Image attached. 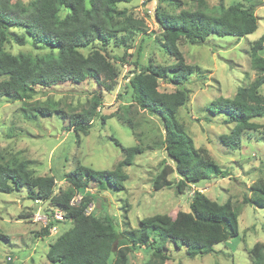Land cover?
<instances>
[{
    "label": "trees",
    "instance_id": "16d2710c",
    "mask_svg": "<svg viewBox=\"0 0 264 264\" xmlns=\"http://www.w3.org/2000/svg\"><path fill=\"white\" fill-rule=\"evenodd\" d=\"M130 1L31 0L23 4L0 0V98L22 100L27 105L37 92V86L48 88L61 82L80 83L88 79L110 91L118 73L101 47L114 40L129 48L125 38L144 34L147 29L143 19L134 17L125 7H118ZM155 19L160 27L161 46L174 62L142 65L129 78L127 86L136 107L160 118L161 146L173 164L161 163L152 178V187L157 190L173 184L177 192H182L190 184L228 173L209 157L206 149L195 148L190 136L175 120L178 108L188 101L189 91L182 80L197 69L185 62L178 40L184 38L190 44H201L210 35L242 37L256 30L258 18L253 5L246 7L237 1L225 6L220 0L214 7L201 1L196 9H181L174 14L156 9ZM11 28L22 29L30 39L14 33ZM29 40L35 48L47 47L48 50L33 55L12 54L5 49L10 41L24 45ZM88 47L90 51L86 54L80 52ZM263 49L264 32L250 46V62L256 76L238 87L232 97L218 96L207 105L210 114L223 113L224 122L233 123L230 132L220 135V141L226 146L237 147L243 133L260 127L252 119L264 117V93L260 91L264 84V55L259 54ZM159 80L172 84L175 89L158 90ZM100 105L99 93L93 94L78 111L66 115L57 101L29 102V108L40 116L60 114L67 118L69 128L84 135L88 134ZM112 116L135 131L130 105L121 113L102 115L100 119L103 122ZM144 148L142 144L122 147V159L110 170L75 167L64 176L70 188L60 192L54 190L53 176L33 175L22 159L4 161L0 158V192L24 188L30 199L47 202L46 224L40 230L43 235H48L55 223L71 220V227L48 246L45 257L50 264H128V253L142 246L150 252L143 264H164L169 258L165 252L167 243L184 246L185 255L192 258L214 252L216 243L237 236L238 212L230 199L220 203L199 190L193 191L188 211L179 210L170 220H163L159 214L147 216L133 229L119 230L107 213L102 218L86 214L84 211L92 201L102 198L98 191H89L88 182H95L101 190H122L128 177L124 167L131 165ZM172 172L178 176L176 181L168 179ZM76 192L80 199L71 204ZM243 202L264 208V180L250 185L249 195L243 196ZM57 209L63 220L55 218ZM261 227L264 231V224ZM0 241H8L7 235L0 232ZM249 257L252 264H264V242L254 243Z\"/></svg>",
    "mask_w": 264,
    "mask_h": 264
},
{
    "label": "rangeland",
    "instance_id": "374dc122",
    "mask_svg": "<svg viewBox=\"0 0 264 264\" xmlns=\"http://www.w3.org/2000/svg\"><path fill=\"white\" fill-rule=\"evenodd\" d=\"M27 4L31 0H11ZM208 7L216 6L220 0H131L120 3L119 8L127 10L144 20L147 27L144 34L125 38L129 48L112 40L101 48L117 69L113 88L105 90L88 79L80 83L61 82L48 88L36 87V93L27 101L10 97L0 98V158L4 161L22 159L33 175H48L55 179V192L70 188L65 174L82 165L96 170H110L122 159V147L142 144L143 153L134 157L133 163L124 167L127 179L122 190L99 189L93 181L88 182L91 192L102 196L95 199L86 209L87 214L103 217L109 214L119 230L136 228L141 218L159 214L163 220L172 219L179 210L188 211L194 190H199L217 202L230 199L238 212V234L225 242L216 243L214 252L189 258L185 247H175L167 243L165 252L168 259L164 264H252L249 250L256 242H264V208L243 202L249 195V187L256 180H264V117L252 121L260 124L256 130L243 133L237 147H229L220 141V135L230 132L233 123H226L223 113L210 114L208 103L217 98L232 97L236 89L246 85L256 71L250 62V46L264 32V0H222L227 6L241 2L253 5L257 20L254 32L242 37L232 35H210L204 43L190 44L184 38L178 40V48L186 63L197 68L182 80L188 89V101L178 108L176 122L190 136L195 148L206 149L209 157L228 174L190 184L182 192L174 185L155 190L152 178L164 161L173 165L161 146L163 126L160 118L149 115L133 103L129 88V78L142 65L153 62L167 65L174 59L161 46V32L155 19V10L177 13L179 10H193L200 2ZM24 35L20 28H11ZM100 46V44H98ZM5 49L16 54L24 52L39 54L47 47L37 49L29 40L24 45L14 41L5 44ZM90 48L80 50L86 54ZM264 55V49L259 51ZM175 87L166 81H158V90L170 92ZM264 93V84L260 89ZM95 93L102 98L98 115L93 119L84 135L68 126L67 118L60 114L40 116L29 108L30 101H57L63 114L78 111ZM130 105V116L136 125L133 132L115 116ZM172 172L168 179L177 180ZM79 194L76 192L72 198ZM75 200V199H74ZM45 201H35L28 197L26 189L10 193L0 192V232L8 241H0V264H50L45 254L49 244L71 227V220H63L49 229L48 235L40 231L46 221L38 220L36 213L46 215ZM58 212L61 213L57 209ZM150 252L143 246L127 255L128 264H143Z\"/></svg>",
    "mask_w": 264,
    "mask_h": 264
},
{
    "label": "built area",
    "instance_id": "2783aa9c",
    "mask_svg": "<svg viewBox=\"0 0 264 264\" xmlns=\"http://www.w3.org/2000/svg\"><path fill=\"white\" fill-rule=\"evenodd\" d=\"M79 199H80V196L78 195L75 198H72L70 203L76 204L79 201ZM36 201H38V200H36ZM84 212L87 214V210H85ZM36 215L38 217V220H41L43 222L46 221V215H40L39 213H36ZM54 216L56 219L63 220L62 214L60 212H58L57 210L55 211Z\"/></svg>",
    "mask_w": 264,
    "mask_h": 264
}]
</instances>
